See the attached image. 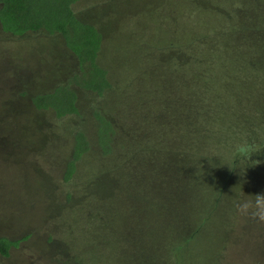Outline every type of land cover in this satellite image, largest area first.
<instances>
[{
    "label": "rangeland",
    "instance_id": "374dc122",
    "mask_svg": "<svg viewBox=\"0 0 264 264\" xmlns=\"http://www.w3.org/2000/svg\"><path fill=\"white\" fill-rule=\"evenodd\" d=\"M255 1L264 4L81 1L78 18L104 31L101 58L112 86L98 105L82 94L74 126L56 120L54 132H39L40 145L54 148L37 167L26 165L28 152L0 157V225L26 216L20 226L38 232L9 257L0 245V264H264V223L235 206L254 197L251 187L261 186L263 174L243 184L242 173L227 165L239 145L228 143L242 138L231 132L252 129L244 117H255L248 121L262 127L258 138L264 135V120L257 121L264 119V72L247 66L250 59L264 65V21L242 28L236 12L257 10ZM6 51L13 58L28 53L0 44ZM41 52L50 65L58 54ZM3 102L0 96V109ZM8 117L0 111V125L16 127ZM75 133L84 145L64 197L57 186Z\"/></svg>",
    "mask_w": 264,
    "mask_h": 264
},
{
    "label": "trees",
    "instance_id": "16d2710c",
    "mask_svg": "<svg viewBox=\"0 0 264 264\" xmlns=\"http://www.w3.org/2000/svg\"><path fill=\"white\" fill-rule=\"evenodd\" d=\"M81 1L0 0V44L20 45L22 49H28V53L18 52L14 54V58L11 52L0 53V96L4 98L1 106L3 108L0 111L9 116L6 121L12 120L16 124V127L11 129H5L3 125H0V157L2 159H4L3 155L8 161V154L19 156L28 152L30 155L26 165L37 167L41 158L46 155L48 147L54 148V144L40 145L42 141L39 132H54L51 128L55 126L53 121L56 120H62L63 124L74 126L73 120L79 115V103L85 104V98L82 95L84 92L88 93L86 100H92V104L98 105L110 91L112 84L108 71L105 70V61L101 58L105 48L104 31L98 23L94 24L90 20L87 22L78 18L77 12L81 7ZM262 1L264 3V0ZM255 2L261 4L259 1ZM258 7L250 13H247L244 7L237 8L238 26L258 27L260 23H263L264 4ZM262 35L260 34L259 38ZM205 41V39L201 40V42ZM46 47H49L50 53L55 50L58 52L52 65L47 57L41 56V50ZM174 48L177 49V47ZM4 56L6 60L3 59ZM21 60L26 62H20ZM31 65L33 69L30 68ZM247 66L251 68V71L264 72V65L252 59ZM8 75L11 77L9 78ZM66 77L77 79L80 77L81 80L69 82ZM6 83L8 85L10 83L13 87L9 90L8 97H5L2 92ZM72 84L78 85L82 93L74 88L71 89ZM243 120L245 124H250L252 129L242 132L237 128L231 132L232 136L242 138L238 143L231 141L228 143L239 145L234 149V155L231 156L227 165L243 160L241 167H247L244 172L231 169L235 174L242 173L243 184L249 180L256 182L257 178L254 175L263 174L261 186L251 187L253 194L256 195L264 193V135L258 138L262 127L256 122L249 123V121H255V117L246 116ZM262 120L264 119L260 118L257 121L261 124ZM75 134H77L75 139L65 144L63 153L66 156L62 154L67 160L62 169L60 185L58 184L57 187L64 197L76 182L74 161L80 158L84 145L79 142V134ZM50 152L56 154L57 151ZM217 159L213 160L215 164L219 163ZM5 162L3 161L4 172L8 164ZM49 184L54 185L51 182ZM53 189L54 187L51 186V190ZM12 213L14 214V211ZM3 219L6 224L0 225V245L4 246L2 256L9 257L10 250L19 247L20 240L25 241L31 238L32 242L36 239L37 231L36 234L28 229L24 231L20 226V221L25 220L26 216L20 220L15 218L14 214L12 219ZM11 223H17V226L12 229ZM194 236L195 234L190 238ZM46 244L49 245L48 241ZM180 245L178 261H176L179 263H181L180 257L184 248L182 244ZM59 258L65 259V256L62 255Z\"/></svg>",
    "mask_w": 264,
    "mask_h": 264
},
{
    "label": "clouds",
    "instance_id": "9594fccd",
    "mask_svg": "<svg viewBox=\"0 0 264 264\" xmlns=\"http://www.w3.org/2000/svg\"><path fill=\"white\" fill-rule=\"evenodd\" d=\"M242 151L247 150L242 149ZM209 163H212V160H209ZM242 164L243 160L239 163L232 162L228 164V166L230 169H239L244 172L247 167H241ZM213 166L215 167V164H213ZM235 206L240 216L253 219L258 223H264V193L256 194L251 199L241 197L238 199Z\"/></svg>",
    "mask_w": 264,
    "mask_h": 264
}]
</instances>
